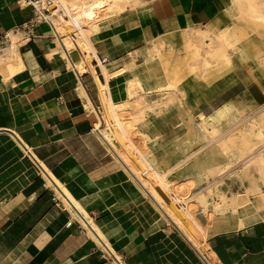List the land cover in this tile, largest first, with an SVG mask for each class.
I'll return each mask as SVG.
<instances>
[{"label": "crops", "instance_id": "0c3cea01", "mask_svg": "<svg viewBox=\"0 0 264 264\" xmlns=\"http://www.w3.org/2000/svg\"><path fill=\"white\" fill-rule=\"evenodd\" d=\"M228 2L145 0L102 18L88 34L64 22L57 34L46 18L51 26L39 22L28 35L23 23L32 9L49 12L45 1L20 0L19 6L17 0H0V35L6 31L9 38V31L18 29L13 41L23 63L10 76L0 75V264H264V208L247 204L236 212L205 215L190 200L184 209L168 197L163 204L170 215L164 217L93 132L98 119L106 129L116 127L110 104L127 99L128 80L138 78L148 101L166 83H159L165 75L160 60L145 59L151 41L190 24L221 28L219 14L225 18L227 8L233 9ZM78 61L82 71L75 67ZM154 61L161 65L156 71ZM102 67L115 72L106 76ZM79 85L97 115L86 110ZM175 101L184 104V98L175 99L145 111L137 121L148 137L143 154L160 169L183 156L178 153L183 138L157 159L141 124ZM180 112L186 132L182 117L190 106ZM41 164L87 211L117 258L97 246L76 221L69 222L68 210L40 176Z\"/></svg>", "mask_w": 264, "mask_h": 264}, {"label": "bare ground", "instance_id": "6f19581e", "mask_svg": "<svg viewBox=\"0 0 264 264\" xmlns=\"http://www.w3.org/2000/svg\"><path fill=\"white\" fill-rule=\"evenodd\" d=\"M44 1L49 12L47 11L45 14L39 8H35L33 17L38 20L51 21L56 33L61 32L60 26L64 22L68 28H77L88 34L98 29V22L102 18L118 14L128 5L139 6L145 0ZM228 1V5L236 11V17L240 20L237 22L239 26L249 23L255 29L264 27V0ZM23 24H26L25 27L29 35L31 28L29 22ZM22 33L24 32L22 31ZM9 36L8 38V32L5 31L4 36L0 37V75L3 78L23 68V63L17 52L18 48L14 44L18 38V29L12 28L9 31ZM180 37L181 56H178L179 59H172V46L164 39L155 38L149 46L147 45L145 59L158 58L166 76V83L154 90L158 93L156 98L152 101L146 100L144 98L146 91L138 78L134 77L128 80L127 99L119 103L111 101L110 104L116 127L110 130L106 129L98 119L94 124L93 132L127 178L164 217L167 214L170 215L163 204L165 198L168 197L184 209H186L189 200H192L205 215L236 212L247 204H253L256 208L262 209L264 208V128L260 122L256 124L253 121L255 118L252 114L257 110H263L260 119L264 120V103L258 105L248 114L242 113V110V112L239 110L237 114H229L224 107L225 103L215 108L211 113L198 112L195 115L196 118L192 112H187L182 117L187 130L181 147L188 148L190 146L191 134L196 137H204V141L199 147L188 151L186 155L177 159L166 169H157L143 154V144L148 137L137 128V121L141 119L144 112L152 111L156 106H167L175 99L182 101L184 92L179 85L183 78V68L198 77H205L215 69L217 70L220 65H227L231 61V52L236 48L233 44L235 34L230 29H223V27L215 29L204 24L185 25ZM9 39H11V44L5 46L4 43ZM56 41L67 66L71 67V62L57 38ZM62 41L66 42L67 39L63 37ZM5 48L6 52H4ZM136 53L138 54V52ZM10 62L14 64L12 67H9ZM131 64L132 61L123 67H128ZM75 67L79 71L83 69L79 61L75 63ZM103 67L106 76L115 72H107ZM79 90L86 110L95 112L91 100L81 85H79ZM214 115L223 118L226 124L225 128L222 129L211 121ZM188 119L191 124H188ZM254 124L258 126L255 132L251 131ZM245 134L249 135L252 143H248L244 139ZM203 149L204 151L201 153ZM188 161L190 163L186 167L190 172L185 178L177 177L174 187L167 181V176ZM41 166L44 172L41 170L40 176L45 185L53 191L55 198L68 210L70 217L83 227L97 246L107 254L110 251L117 258L118 256L103 238L102 232L94 224L87 211L70 194L63 183L59 182L43 164ZM230 179L240 182L242 190H232L229 187ZM182 189L189 193L185 194L179 191ZM186 213L188 214V212ZM192 215L190 217L202 230ZM116 262L118 261L116 260Z\"/></svg>", "mask_w": 264, "mask_h": 264}, {"label": "rangeland", "instance_id": "374dc122", "mask_svg": "<svg viewBox=\"0 0 264 264\" xmlns=\"http://www.w3.org/2000/svg\"><path fill=\"white\" fill-rule=\"evenodd\" d=\"M225 12H227L225 18L221 13L219 14L221 18L219 25L223 29H230L235 34L233 44L236 47L235 51L231 52L229 65L222 64L217 70L215 69L205 77H198L183 68L184 73L180 85L184 89V104L181 105V103L175 101L163 109L161 114L151 115L141 124L152 138L149 141V145L157 159L161 157L165 150L172 149L176 146L177 139L183 138L185 131L183 125L180 124V111L182 106L188 104L194 118H196L195 115L198 112L202 111L205 114L211 113L215 108L224 103L226 104L224 107H226V111L229 114H237L239 110H242V113L248 114L258 105L264 103V27L255 29L249 23L239 26L237 22H240V20L236 17V11L228 7ZM181 32L182 29L179 32L161 36L172 44V59H179L178 56H181ZM156 60L158 61V59ZM157 61H154L155 71L161 66L155 64ZM162 70L164 72V69ZM165 82L166 76L162 74L159 83L163 84ZM262 112L263 110H257L252 115L255 118L253 121L256 124L260 122L264 128V120L260 119ZM211 121L216 126L222 129L225 128L226 124L219 115H214ZM188 124H191L189 119ZM257 128L258 126L254 124V128L251 131L254 130L253 132H255ZM191 135L190 146L178 150V153H182L183 156L188 151L199 147L204 141V137H196L193 136L194 134ZM245 135L244 139L248 143H252V140L248 137L249 135ZM203 151L204 149L201 153ZM172 163L163 166L161 169L154 166L159 170H163ZM189 163L188 161L179 169L177 168L172 174H169L167 181L175 187L177 177L185 178L190 172L189 168L186 167ZM245 181L247 182V180ZM224 186L226 185L224 184ZM229 187L234 191H240L243 188L242 184L234 179H230ZM179 191L185 194L189 193L187 190L183 191V189ZM190 202L193 201L190 200Z\"/></svg>", "mask_w": 264, "mask_h": 264}, {"label": "built area", "instance_id": "2783aa9c", "mask_svg": "<svg viewBox=\"0 0 264 264\" xmlns=\"http://www.w3.org/2000/svg\"><path fill=\"white\" fill-rule=\"evenodd\" d=\"M24 1H28V0H24ZM17 4L19 5V6H22V3H20V0H17ZM31 6V5H30ZM32 13H33V9H32ZM27 21L29 22V24H30V26L32 27L34 24H37V23H39V22H44V23H46V24H48L49 26H51L46 20H44V19H42V20H38L37 18H35V17H33V15H31L28 19H27ZM2 36H4V32L0 35V37H2ZM70 221H73V219L71 218L70 220H69V222ZM79 225V224H78Z\"/></svg>", "mask_w": 264, "mask_h": 264}]
</instances>
